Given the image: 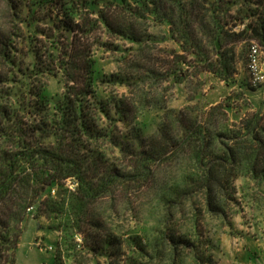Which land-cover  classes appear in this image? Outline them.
<instances>
[{
  "label": "trees",
  "instance_id": "trees-1",
  "mask_svg": "<svg viewBox=\"0 0 264 264\" xmlns=\"http://www.w3.org/2000/svg\"><path fill=\"white\" fill-rule=\"evenodd\" d=\"M6 2L13 21L26 25L28 44L19 49L16 34L0 32V264H14L21 224L31 211L57 220L54 264H141L149 249L151 260L160 259L164 244L175 253L191 251L195 264H215L218 244L203 238L198 222L188 238L168 226L150 232L113 221L121 215V196L152 188L160 165L177 160L182 172L170 178L162 203H180L198 190L208 213L224 215L236 203L238 178L264 192V100L256 108L244 104L243 113L231 96L208 108L174 111L163 95L144 89L150 79L160 87L183 83L185 53L199 59L201 71L233 85L235 56L227 46L248 41V52L251 40L264 45V0H32L24 18L21 3ZM41 8L50 13L37 16ZM42 20L47 28L39 26ZM193 20L216 59L194 39ZM154 24H165L169 36L161 40L176 41L183 51H169L159 67L147 52L156 44L148 32ZM239 24L241 30L232 29ZM105 36L136 46L135 54ZM97 47L119 51L116 71L102 72ZM59 73L64 90L52 93L47 77ZM239 87L238 100L256 88L248 77ZM151 109L165 110L155 133L149 132ZM231 110L236 121L229 119ZM70 177L77 180L73 190L65 185Z\"/></svg>",
  "mask_w": 264,
  "mask_h": 264
},
{
  "label": "rangeland",
  "instance_id": "rangeland-1",
  "mask_svg": "<svg viewBox=\"0 0 264 264\" xmlns=\"http://www.w3.org/2000/svg\"><path fill=\"white\" fill-rule=\"evenodd\" d=\"M14 1L22 4L20 5V16L27 17L28 8L25 7V3H30L32 0ZM11 12L6 0H0V32L7 31L16 34V36H12L14 46L25 50L28 44L25 39L28 33L27 27L22 22L19 25L16 21L14 22ZM48 13H50L48 9L41 8L37 11V16L44 17ZM204 22L207 23L209 29L212 27L208 18H205ZM49 24L48 20H42L39 26L47 28ZM192 25L194 39L201 43L211 59H216L213 45L209 37L199 30L197 20H193ZM242 28L241 24L232 27L235 31ZM168 30L169 28L165 24H154L148 31L151 38L156 40V44L147 52L150 53L151 61L155 62L157 67L165 64L164 60L168 58L169 51L183 53L178 42L171 39L161 40L163 37L169 36ZM21 34H24V37H18ZM104 39L121 45L122 48H133L132 53L135 54L136 46L129 42L106 36ZM247 44L248 41L240 40L227 46L228 49L233 50L236 67V74L229 82L246 80ZM95 54L102 72L107 74L118 69L116 59L120 54L119 51L109 50L107 47H97ZM185 55L187 62L181 65L182 71L186 74L183 83L175 84L170 80L160 87L159 81L150 79L152 82L147 83L144 89L150 92L151 96L156 95L160 98L163 95L167 109L174 111H179L187 105L208 108L211 104L224 101L227 96H231L232 99L229 102H234V106H238L240 113H243L244 104L251 101L245 94H241V100L233 98L235 94L242 92V89H239L237 84L234 87L227 85L208 71H201L200 64L202 63L199 59L192 53H185ZM24 60L25 64L31 62L30 56L25 57ZM40 79L45 80V78ZM47 82L52 93L63 92L61 73L57 77L48 76ZM99 90H104V88L100 87ZM125 90L124 88L119 89L120 92ZM164 113L165 110H149L148 121L152 124L149 129L150 133L156 132V126L162 121ZM229 119L230 121L237 119L233 110L229 112ZM181 172L182 164L178 160L172 161L171 164L160 165L155 174L152 188L142 189L139 192L132 191L119 198L121 215L115 217L113 224H121L124 227L135 225L138 228L141 227L142 230L149 231L159 225L160 230H165V226H168L169 233L174 232L175 235L180 234L194 238V223L198 222L203 238L210 237L218 244V249L214 251L215 264H264V192L258 190L254 182L238 178L235 181L236 203L228 204L224 215L208 213L204 194L198 190L188 197L184 196L180 203L178 201L160 202L159 197L166 189L170 178L179 176ZM34 216L31 211L21 224V236L14 252V264H54L55 246L59 233L52 226L57 223V220ZM152 253V249H149L148 255L142 257L141 264H195L191 251L179 248L175 253L167 244L160 247V259L151 260Z\"/></svg>",
  "mask_w": 264,
  "mask_h": 264
},
{
  "label": "built area",
  "instance_id": "built-area-1",
  "mask_svg": "<svg viewBox=\"0 0 264 264\" xmlns=\"http://www.w3.org/2000/svg\"><path fill=\"white\" fill-rule=\"evenodd\" d=\"M246 70L248 82L253 87H258L264 83V45L251 40L248 46ZM67 188L73 190L77 186V180L73 177L65 180Z\"/></svg>",
  "mask_w": 264,
  "mask_h": 264
},
{
  "label": "crops",
  "instance_id": "crops-1",
  "mask_svg": "<svg viewBox=\"0 0 264 264\" xmlns=\"http://www.w3.org/2000/svg\"><path fill=\"white\" fill-rule=\"evenodd\" d=\"M245 75L247 81L248 73L246 69H245ZM235 84L240 86V81L236 80L235 83L233 84V87L235 86ZM239 89H241V87H239ZM245 95L251 101L253 108H256V106L259 105V103L264 100V83L260 84L258 87L254 88L249 94H245Z\"/></svg>",
  "mask_w": 264,
  "mask_h": 264
}]
</instances>
